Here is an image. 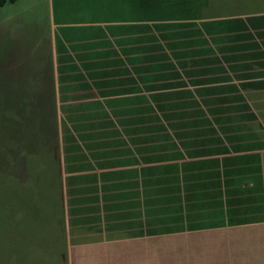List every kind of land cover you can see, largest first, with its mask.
<instances>
[{
    "label": "crops",
    "instance_id": "obj_1",
    "mask_svg": "<svg viewBox=\"0 0 264 264\" xmlns=\"http://www.w3.org/2000/svg\"><path fill=\"white\" fill-rule=\"evenodd\" d=\"M124 3L48 39L68 264H264V13L139 18ZM180 110L209 112L207 128L153 132Z\"/></svg>",
    "mask_w": 264,
    "mask_h": 264
},
{
    "label": "rangeland",
    "instance_id": "obj_2",
    "mask_svg": "<svg viewBox=\"0 0 264 264\" xmlns=\"http://www.w3.org/2000/svg\"><path fill=\"white\" fill-rule=\"evenodd\" d=\"M124 1L125 0H16L15 3H7L0 7V55H2V52L6 49V54L12 59L11 65L15 68L16 66H22V73H17L16 75L13 73L12 76L16 78L21 77L23 82H25L26 78L28 79L27 76L34 70L37 58H42L44 51L47 48L50 49L48 39L54 23H58L59 21H79L80 19L101 18L103 16L93 14L94 10L101 7L118 6L122 3L123 6L125 4ZM135 3L137 8L139 7L136 16L139 18L140 16L158 18L162 15L171 16L175 14L177 16L203 15L204 17H228L232 14L264 11V0H135ZM158 5L167 7L162 10L158 9ZM25 56L28 57L24 58ZM11 65L9 66L10 69L12 67ZM44 74L45 76L47 75L46 73ZM8 75L11 76V73ZM36 75H39V71L36 72ZM0 88L3 87L0 86ZM54 90L57 100L55 80ZM56 112L59 133L60 114L57 109ZM156 113V119H159V116L162 117L161 122H159L160 120L154 119L153 132L158 134L163 133L160 125L163 123V126L166 125L171 134L182 133L186 135L193 132V128L195 127H199L197 131L207 128L206 125L204 127H202V125L204 124V116L208 117L209 112H203V115H201L199 111L194 110ZM215 113L217 117L221 119L229 118L231 120H243V118H251L250 112H242L241 115L238 114V112L216 111ZM253 113L256 115V118H258L257 121H264V111H255ZM243 114L245 117L240 118ZM210 119L213 118L210 117ZM251 120L252 118L250 119V123H252ZM235 125L237 124L233 126ZM253 125L255 129V122H253ZM256 129L258 130V128ZM61 148L62 145H60V161ZM2 160L0 158V172L4 173V175L6 174L5 177H9L7 172L11 171L12 166L11 169L8 168L10 164L8 166L5 160ZM13 171L17 173V176H21L22 174L21 169H15ZM16 184L17 183H14L12 179L2 178L0 176V252L3 257L2 264H16L9 261L12 252L18 257H22L24 250L26 252V242L29 243L31 240L25 237L22 238L20 233L21 231L23 233L25 231L24 229L27 230V227L34 224V221L37 220V210L41 212L44 209V207H37V205L44 202L46 187L42 188V190L33 197L30 198L28 196L30 199L27 201L25 199L26 197H22L24 188L17 189ZM16 189L18 190V194L21 195L18 196V194H16ZM236 201L238 200H236L235 197L234 202ZM35 208L36 211L34 216ZM27 222H30V224ZM43 226L44 224L40 223V228L36 236L34 238L32 236L33 239H36V244L39 247L35 248L43 251H37V249L27 250V252L31 251L32 253H37V255H39L38 259H43L44 248H46L43 238L45 237V235H43ZM27 232L32 234L31 230ZM30 237L31 236H29V238Z\"/></svg>",
    "mask_w": 264,
    "mask_h": 264
},
{
    "label": "trees",
    "instance_id": "obj_3",
    "mask_svg": "<svg viewBox=\"0 0 264 264\" xmlns=\"http://www.w3.org/2000/svg\"><path fill=\"white\" fill-rule=\"evenodd\" d=\"M15 1L0 0V7L7 3H15ZM259 13H264V11L232 14L228 17ZM184 17L205 19L222 16L186 15ZM49 51L50 49L47 48L43 57L37 58L35 68L27 76L28 79L26 78L25 82L21 77L12 76L13 73L21 74L22 66L15 68L11 65L12 59L6 54V49L0 55V86L3 87L0 88V158L5 160L8 166L10 164L8 168L11 169L12 166L11 171L7 172L9 177H5L6 174L1 172L0 176L12 179L18 184H16L17 189L24 188L22 197H26L27 201L46 187L44 202L37 205L44 209L41 212L37 210V220L28 226L27 230L24 229L25 231L20 233L22 238L31 240L29 243L26 242V252L24 250L22 257L12 252L9 258L10 262L16 264H31V262L32 264H68L54 71ZM10 73L11 76L8 75ZM44 73L47 75L45 76ZM15 169H21V176H17V173L13 171ZM245 185L242 184L243 187ZM17 189L16 194H18ZM35 211L36 208L34 216ZM27 223L30 224V222ZM40 223L44 224L42 229L46 245L43 259H38L37 253L27 252L28 249L43 251L38 249L36 239H33L40 228ZM217 224V222L192 224L187 221V229H208ZM28 230H31L32 234L28 233ZM0 256V264H2L1 252Z\"/></svg>",
    "mask_w": 264,
    "mask_h": 264
}]
</instances>
